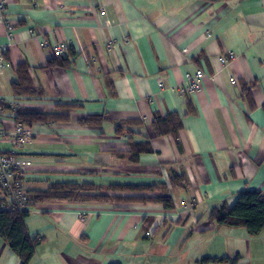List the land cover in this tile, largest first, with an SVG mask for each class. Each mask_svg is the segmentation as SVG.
<instances>
[{"label": "crops", "instance_id": "1", "mask_svg": "<svg viewBox=\"0 0 264 264\" xmlns=\"http://www.w3.org/2000/svg\"><path fill=\"white\" fill-rule=\"evenodd\" d=\"M6 2L0 150L21 165L27 193L160 185L173 203H37L25 218L38 241L28 264H264V231L209 222L243 191L264 194V0ZM57 43L66 45L59 57ZM55 58L69 67H48ZM23 64L35 95L12 90ZM198 69L200 90L179 96ZM18 112L68 118L27 126ZM17 124L29 132L22 145ZM10 202L0 189V205ZM0 264H20L1 237Z\"/></svg>", "mask_w": 264, "mask_h": 264}, {"label": "trees", "instance_id": "2", "mask_svg": "<svg viewBox=\"0 0 264 264\" xmlns=\"http://www.w3.org/2000/svg\"><path fill=\"white\" fill-rule=\"evenodd\" d=\"M48 67H69V64L59 58H55L48 63ZM28 67L20 65L17 69V81L12 84V90L15 94L35 95L36 92L30 86L28 78ZM3 110L4 105L0 103ZM66 108V107H65ZM66 115L50 114L43 112H18L15 115L17 122L24 125L33 123H49L59 120H67ZM94 118H88L81 123H91ZM155 124L158 126L164 123L160 117L154 118ZM164 130V129H163ZM157 130V135L167 134L168 132L177 131L175 127L172 130ZM142 151V150H138ZM144 152H149L150 148L144 146ZM137 155H135L136 157ZM101 185L91 184H52L46 190L28 193L29 202L24 208H20L11 202L7 204L9 210H0V237L5 240L11 250L19 257L20 264H28L35 254L37 239L27 235L25 227V218L29 210L44 201H109L116 200L122 202H140V203H160L167 210L173 208V203L163 186L158 185H111L106 191H139L154 192L155 196H138V197H119L109 198L99 195L97 192L102 190ZM97 193V194H90ZM93 195V196H92ZM209 222L215 223L217 227L244 228L250 236H257L264 231V194L260 191H243L238 196L235 204L228 207L221 204L214 208L209 215ZM238 258H235L230 264H236ZM227 259H202L201 264H210L216 262H228Z\"/></svg>", "mask_w": 264, "mask_h": 264}, {"label": "built area", "instance_id": "3", "mask_svg": "<svg viewBox=\"0 0 264 264\" xmlns=\"http://www.w3.org/2000/svg\"><path fill=\"white\" fill-rule=\"evenodd\" d=\"M7 12L6 0H0V22L5 23L4 15ZM7 29L11 31L10 25L7 23ZM46 47L47 44L45 43ZM110 46V45H109ZM66 50L65 44L57 43L52 46V53L59 57ZM235 57L230 53L227 57L221 59L222 63H228ZM3 51L0 48V67H3ZM205 73L198 69L193 75L186 74L184 76V82L176 89L179 96H186L196 93L200 90L201 80L204 78ZM231 83L234 84L235 80L231 78ZM0 103L2 100L0 99ZM3 109L0 108V115H2ZM14 139L18 145L24 144L29 138V132L26 128L17 124L14 129ZM3 137V133L0 128V139ZM0 189L10 198L11 203L17 205L20 208H24L29 202V196L25 187L24 175L21 172V165L17 162L12 154L3 153L0 150ZM184 205L183 202L180 203ZM0 210H9V206L0 205Z\"/></svg>", "mask_w": 264, "mask_h": 264}, {"label": "rangeland", "instance_id": "4", "mask_svg": "<svg viewBox=\"0 0 264 264\" xmlns=\"http://www.w3.org/2000/svg\"><path fill=\"white\" fill-rule=\"evenodd\" d=\"M102 186H103L102 190L97 192V193L99 195L107 196L109 198L138 197V196H140L141 193H143V192H139V191H110V192H107L106 191L107 187L111 186V185H108V186L107 185H102ZM120 186H125V185H120ZM97 193H90V194H97ZM76 202L87 204V203H93V202H96V201H76ZM96 203H108L110 205H117V206H121L123 204L122 201H116V200L97 201Z\"/></svg>", "mask_w": 264, "mask_h": 264}]
</instances>
